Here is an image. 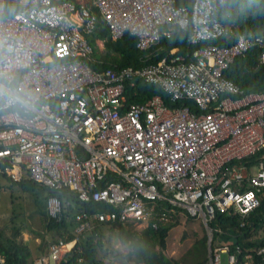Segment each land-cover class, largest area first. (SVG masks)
Here are the masks:
<instances>
[{"label": "built area", "instance_id": "built-area-1", "mask_svg": "<svg viewBox=\"0 0 264 264\" xmlns=\"http://www.w3.org/2000/svg\"><path fill=\"white\" fill-rule=\"evenodd\" d=\"M13 1L18 9L5 14L0 0V177L67 189L81 202L109 207L74 212L75 237L51 242L33 264H60L98 223L156 228L179 213L204 225L207 264H264V244L211 245L215 234L230 235L209 226L215 211L244 226L264 196V153L256 156L264 149V91L243 94L223 74L264 37L223 23L215 15L223 0ZM99 20L111 40L127 32L146 54L175 28L190 31V44L234 41L184 54L173 47L141 67L96 71L88 38ZM137 80L192 107H171L160 95L128 103L126 86ZM46 212L60 220L56 195L47 197ZM254 237L264 239V227ZM0 264H7L1 253Z\"/></svg>", "mask_w": 264, "mask_h": 264}, {"label": "trees", "instance_id": "trees-1", "mask_svg": "<svg viewBox=\"0 0 264 264\" xmlns=\"http://www.w3.org/2000/svg\"><path fill=\"white\" fill-rule=\"evenodd\" d=\"M191 2L192 0H176L177 5L189 6ZM17 9L18 6L13 0H5V14ZM215 15L223 23L235 26L237 34L261 35L264 37V0H223ZM189 34V30L175 28L171 38H162L157 45L147 51L149 54H146L135 47L134 37L127 32L121 38L111 40L107 28L99 20L97 28L88 38L91 45H93V53L88 64L96 71L108 67L115 69L141 67L155 62L166 55L169 49L173 47L178 48V53L184 54L199 46L207 44L224 46L234 41V37H230L190 44L188 42ZM96 38L103 40L104 53L101 56H96ZM261 53H264V45L262 47L254 45L244 55L234 57L223 71L227 78L238 85L243 94L261 93L264 91V62L260 61ZM146 56L148 58L144 59ZM125 93L128 103L141 104L152 95H160L163 101L171 107L182 104H188L192 107L191 101L172 102L158 87L140 80H137L132 87L126 86ZM261 153H264V149L258 152L256 156ZM14 183L30 192L34 197V203L45 220V229L50 234L51 242L58 239L71 241L75 237L73 232L75 226L73 220L74 212L78 210H106L109 208L98 202H81L77 199L75 193L67 189L52 192L48 188L30 180ZM50 195H56L62 202L60 220L47 216L46 199ZM66 200L69 201L68 205L65 204ZM176 224L177 219L169 220L165 223L159 222L156 228L148 225L141 229H135L118 222L98 223L91 231L78 236L71 249L62 256L60 264H107L100 259L96 260L94 254L97 250L113 253V250H109L105 245V242L109 241L112 235L124 247L126 259L129 258L133 264H179L178 260L166 256L163 251L166 247L168 231ZM209 226L218 227L231 236L215 234L219 239H215L214 235L211 245L225 243L233 246L237 243L243 247H253L264 244L263 238L255 239L254 237L255 233L264 227V196L260 201L259 207L248 216L247 223L244 226H239L236 215L219 211H215L214 218L209 222ZM13 229V232L9 235H5L0 227V253L4 256L7 264H33L30 248L25 242L17 239L21 230L15 227ZM220 235L223 238L220 239ZM51 242L48 243V246ZM197 244H200V246H197ZM191 252L195 255L196 264L206 262V236L195 242ZM78 259L81 260L78 261ZM123 264L126 263L123 262Z\"/></svg>", "mask_w": 264, "mask_h": 264}, {"label": "rangeland", "instance_id": "rangeland-1", "mask_svg": "<svg viewBox=\"0 0 264 264\" xmlns=\"http://www.w3.org/2000/svg\"><path fill=\"white\" fill-rule=\"evenodd\" d=\"M101 44L102 46H96V56L104 53V44ZM33 198L30 192L22 189L17 183L0 177L1 230L5 235H9L15 227L21 230L20 235L17 236L18 240L30 245L36 240L35 246L32 247V253L36 256L47 251L51 238L45 229V220L40 215ZM176 219L177 224L168 231L164 254L178 260L179 264H196L195 255L191 250L197 240L206 236V229L198 218L179 213ZM214 238L219 239L217 235ZM105 245L109 250H113V253L97 250L94 254L96 260L100 259L107 264H123V262L133 264L129 258L126 259L125 249L114 235L105 242ZM207 252L206 244V258ZM202 264H207V259Z\"/></svg>", "mask_w": 264, "mask_h": 264}, {"label": "crops", "instance_id": "crops-1", "mask_svg": "<svg viewBox=\"0 0 264 264\" xmlns=\"http://www.w3.org/2000/svg\"><path fill=\"white\" fill-rule=\"evenodd\" d=\"M34 241H36V240H34ZM34 241H33V243L30 245V244H28L27 242H25L27 245H28V247L30 248V251H31V260L34 262V260H36L38 257H40V256H42V255H44V254H46L47 253V251H48V249H47V251L45 252V253H43V254H39V255H33V253H32V247L33 246H35V244H34ZM36 243V242H35Z\"/></svg>", "mask_w": 264, "mask_h": 264}, {"label": "clouds", "instance_id": "clouds-1", "mask_svg": "<svg viewBox=\"0 0 264 264\" xmlns=\"http://www.w3.org/2000/svg\"><path fill=\"white\" fill-rule=\"evenodd\" d=\"M4 96H5V90H4L3 86H0V99H2ZM14 99L19 101L20 97L17 96V97H14Z\"/></svg>", "mask_w": 264, "mask_h": 264}]
</instances>
